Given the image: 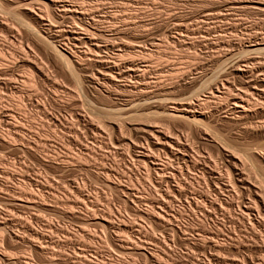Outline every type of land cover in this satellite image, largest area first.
Listing matches in <instances>:
<instances>
[{
  "label": "bare ground",
  "instance_id": "bare-ground-1",
  "mask_svg": "<svg viewBox=\"0 0 264 264\" xmlns=\"http://www.w3.org/2000/svg\"><path fill=\"white\" fill-rule=\"evenodd\" d=\"M200 1L204 2L205 5H209L211 11H202L201 19L198 18L199 21L195 20L196 28H192L187 24L184 25L181 18L176 14L172 17V14L170 15L169 13L168 17H172L171 21L163 16L162 20L166 19L168 21L166 28L163 32H157L153 30V26L154 23L161 21V19L148 18L149 22L139 27L136 18L131 16L132 14L118 15L120 12L117 14V11L115 12V9L113 10V7L104 0H19L16 6L6 9L8 13H13L20 26L25 28L27 39L32 46L28 50L22 47L15 49L12 47L14 50L10 52L9 48L11 46L9 47L8 45L7 53L9 50L12 55L7 56L5 47L2 45L0 47V77H14L16 68L26 67L29 70L26 80L36 85L38 83L35 84L37 79L41 83H45L46 79L48 81V72L50 70L53 73L55 72L56 77L64 75L67 81L69 80V83H71L69 85L70 87L72 85V87L69 91L67 90V95L81 96V93L84 94L86 101H83L82 97H80L79 102L82 104L84 102L88 103L90 106L89 111L87 109L84 110L85 113L77 112L76 116L74 115L75 119L72 120H66L64 117L65 120H61L59 117L55 116L56 118H54L47 114L46 123L48 124H45L48 126L51 121L71 128L99 127L101 123L103 127L121 128L125 123H129L136 127L135 129L138 132H142V138L146 139L145 141H150L152 148L158 150V153L151 152V149L148 151V148L143 145L140 139L132 140L129 145L133 151V160L138 161V163H144L146 166L148 165L147 170L148 174L151 175L150 179L157 180L155 181L156 183L154 182L156 184L155 188L153 184L147 186V194L151 195L153 199L154 197L157 198H155L156 202L152 204L155 210L151 208L143 212V215L154 222V224L156 223V225H162L166 228L169 224L167 223L169 221L167 211L176 202L193 208L194 214L193 216L191 215L190 219L188 217L189 220L187 219V221L195 227H207L206 229L214 231L217 227L219 229L222 228L221 226L224 227L225 222L231 224L230 230L227 229L223 232L225 228L221 229L222 234L218 233L219 231L216 232V230L215 233L207 230L213 235L207 234L208 238L210 236L209 240L204 238L203 235L205 234H201L196 228L199 232L191 243L193 244L192 248L194 247V250L199 251L198 255H195L196 253L194 255H181L180 258H176L177 261L183 264H264V237L260 241L261 232L257 234L258 231L256 230V226L264 230V218H262L264 216V178H262L264 176V147L260 143L257 144L258 142L246 144L243 141V144L246 145L243 148L240 147L241 145L237 146L241 149L233 147L228 141L229 144L223 141L224 138H221L220 134H218V129L213 126L214 123L212 124V122L217 120H223L237 125L240 130L251 137L264 136V56L253 54V52L257 51L256 53H258L260 50L264 52V28L256 24L261 20L262 26H264V0ZM124 11L122 12L124 13ZM235 13H239L240 16L247 14L257 15L259 21L254 22L257 27L252 28L251 24L247 25L243 35L239 37L236 32V26L234 27L238 22H233L230 29L235 30L234 40L229 41L228 39L225 41L223 39L224 43H216L212 47L211 45L203 44L204 46H201V48H194L193 50L195 51H193L191 59L188 58V62H184L186 64L182 65L183 67L178 61V57L171 53L167 56L169 52L166 54V51L170 45L172 47L180 45L183 49L184 46L187 47V45L193 43L192 39H195L194 44L200 43V41H207L208 39L211 40L212 33L215 32V28L218 26L215 22L219 20V23L225 19L228 20L230 15H235ZM152 24L153 26H151ZM148 25L150 26L147 27ZM3 27L6 28L8 36L15 37L18 35V32L12 30L8 25H3ZM218 36L223 37V33ZM215 42L214 40L212 41V43ZM194 44L193 46H195ZM189 47L185 49H190L191 47ZM179 63L180 65H178ZM176 77L185 86L193 84V88L195 87L194 91L188 94H182V92V95L176 93L177 91L174 87V82H176L174 78ZM23 82L27 83L22 79L21 85ZM10 87L12 90H20L19 87H15L13 84ZM95 98L100 100L102 98L107 101L98 103L94 101ZM20 104L21 106H26V102L23 99ZM80 106H84V104ZM6 114L2 110L0 111V118H5L4 120L7 124V127H0V143L10 148L11 142L15 141L16 138L19 140L20 135L27 130L24 131L25 127H15L6 118ZM94 115L100 116L101 120L99 119V121L101 123L99 122V125L95 126L91 122V118ZM85 117H89L91 121H87ZM162 127H187L193 129L194 137L200 138L202 144L214 145L217 150V159L209 158L211 155L207 157L202 154L201 151L204 150L202 146L205 145L200 144L194 150L193 144L189 145L187 143L189 142L188 138V140L185 137L183 139L180 134L166 131L168 129L164 130ZM99 135L103 136V138L101 137L103 140L106 138V135H102V133H99ZM124 136L118 137L117 142L126 143ZM95 150V147L87 145L78 155L83 157L91 156L94 155ZM110 151L107 153L112 152ZM34 153L32 154L36 155L37 158H42L39 153ZM105 153L103 152V155L100 153V155L104 156ZM97 154L99 156V152ZM65 165L62 164L61 166L66 169ZM7 166L12 167L11 169L14 168V171L16 168V171L19 172L18 174H20V171L23 173V167L22 164L10 163L3 154L0 155V174L11 175L13 179L18 180L21 190L18 193L12 187L3 184L8 196L15 197L16 193H18L17 196H20H16L19 200L16 199L15 202V198L6 201L8 203L10 201L11 209L19 211L21 209L29 210L32 207L47 208L48 206L44 207L41 203L42 196L30 187L31 184L29 182L34 180L26 177L25 181V178L21 179L22 177L10 174L7 171L9 168H5ZM189 167L192 170L188 169ZM185 168H187L186 172H184ZM102 178L103 181L108 182L106 177L102 176ZM45 182V184H48L49 180ZM45 184L41 185L43 190L47 191V185ZM108 185L111 184L108 183ZM51 187H53V184ZM112 187L117 189L115 190L116 192H125L126 190L130 195L133 192H131L130 186L126 187L124 184H120V181L119 183H114ZM157 190L162 192V194H159L162 197L158 198L157 192L159 193V191ZM74 193L75 197L71 199L69 205L77 208L86 205V207L84 206L86 208L85 212L80 216L78 215L82 219L78 222L82 221L80 226L84 227L87 225L90 227L93 225V229L94 227H105L109 231L117 227L118 234L120 232L121 234H130L132 232L130 222H127L122 215L121 220L123 222L121 221L118 226H114V222L110 217L96 218L95 212L97 209L93 201L91 202L92 204H87L89 200L79 188H76ZM62 194L64 195V193ZM52 195H55L54 197L59 200L58 192L55 193L54 191ZM137 201L140 203L141 199L137 198ZM62 204H66V202ZM213 212L221 213L222 215H220L223 217L227 213L230 216H227V214L225 220L221 218L219 220L218 215L215 214V217ZM6 214L0 212V264H35L33 262L35 258L32 260L34 256L27 255L24 250L17 249L18 245H25L24 243L26 242L30 250L40 255L42 259L39 260L41 262L45 260V263L49 262L50 264L67 262L68 260L65 257L68 255L66 253L71 249L75 251L73 254L69 253L70 257L72 255L69 259L74 264H130L132 260L129 262L124 255L128 256L130 254L131 256L134 253L137 256L146 257L153 264H169L168 262L170 261L171 251L168 248L161 247L162 245L159 246L154 241L153 246L150 247L147 244L136 242L134 239L129 240L127 237H121L122 234L120 237L112 238L113 249L119 252L117 253L119 255L111 253V248H109L108 254L106 252L105 254H100L98 253V244L101 246V243L99 241L96 242L98 239L91 237L88 232L84 234L86 241L92 246H96L97 243V251L92 252L89 248L90 246L86 247L87 245L84 247L78 246L77 242H71L68 238L69 236L63 234V232L59 233L61 234L60 237H54V233H58V231L50 223H43L40 226L43 227L42 230H39L31 220V218L37 219V217H29L30 220L28 222H24L22 219L23 222L21 221L20 223L16 217H10L16 215L8 216ZM214 217L217 219H213ZM166 229L169 231L170 228ZM232 229H236L239 235H237L238 233L234 234L235 230L232 232ZM174 230L181 232L184 229L177 224V229ZM242 231L245 234L241 233ZM248 231H252L249 236L251 237L252 234L251 238L254 241L251 242H255L260 249H256V251H263V253L252 251L251 247H256L249 242L251 239L246 234ZM216 233H218V236H216ZM203 239L208 241L206 242ZM184 240L188 241L187 238H184L183 242ZM84 244L88 243L85 242ZM91 254L94 257H91ZM122 255L123 258L121 257ZM163 259L165 260L163 261Z\"/></svg>",
  "mask_w": 264,
  "mask_h": 264
},
{
  "label": "rangeland",
  "instance_id": "rangeland-1",
  "mask_svg": "<svg viewBox=\"0 0 264 264\" xmlns=\"http://www.w3.org/2000/svg\"><path fill=\"white\" fill-rule=\"evenodd\" d=\"M17 1H19V0H0V45H1L0 47H2V45L5 47V52H6L7 56L12 55L10 52H11V50L13 52V50L15 48L22 47L23 49L28 50V48L32 46L27 39L25 28L20 26L18 20L13 16V13L11 14V13L7 12L8 8L14 7L18 4ZM104 1L106 3H109V5H111L113 7L112 9L113 10L115 9L114 10L115 12L117 11L116 12L117 14L120 12L118 15H124V14H128V13H129V15L132 14L131 16H134L136 18L137 24L139 25V27L141 25H145V23H148L149 22L148 20L151 17H153L155 20L161 19V21L159 20V22L154 23V26H153V24L151 25V26H153V30H155L157 32L158 31L163 32L166 28L168 21L166 19L162 20L163 16L167 17L168 20L171 21V18L173 17V15L176 14L179 18L182 19L181 21L183 22L184 25L187 24L192 28H196L195 27L196 26L195 20L196 19L198 20V18L201 19V15L203 12L211 11V9H210L211 7L209 5H205V3L201 2L200 0H104ZM41 9L43 10L42 6H41ZM122 11H124V13ZM125 12H127V13H125ZM169 13H170V15L172 14V17H168ZM256 16L254 14H249V15L247 14V15H241V16L239 13L238 14L235 13V15L232 14V15H230V19L228 18V20L227 19L223 20L222 21L223 23L222 22L218 23L219 20L217 22H215V24H218V26H216V28H215L216 33L215 32L212 33V36H211L212 39L211 40L208 39L207 41H202V42L200 41V43L197 42L199 45L196 43L197 44V46H196V44H194L195 39H192L193 43H191V41H190V43H191L190 45H187V47L184 46L185 48H188V46H190L192 49L190 47H189L190 49H185L184 47L182 49L180 45H175L173 47H172V45H170V46H168L170 49L169 48L167 49L166 54L169 52V54H167V56L170 55V53H171L174 56L178 57L179 58L178 61L181 63V66L182 65L184 66L188 62V60H189L188 58L191 59V57H192L191 55H192L193 51H195V50H193L194 48H196V47L201 48V46H204V45H208V46L211 45V47H212V45H214L216 43L217 44L218 43H224L223 42L224 40L225 41L228 39H229V41L234 40L233 38L235 37L234 36L235 30L230 29L233 22H236V21L238 22L237 24L234 25V27L236 26V30H237L236 32H237L239 37L243 35V32L245 30V27H247V25L251 24V26H253L252 28H256L257 25L259 24V26L264 28V26H262V21L260 20L261 21L260 22L258 20L259 17L257 16L258 17L257 18ZM220 20H222V19H220ZM258 21H259V23H256ZM254 22L257 25H255ZM228 23H230V24H228ZM2 24L8 25L9 27L12 28V30L17 31L18 35L15 37L8 36V34L6 32L7 30H6V28L3 27ZM213 24H211V25H213ZM219 24H220V26H219ZM149 26L150 25H148L147 27H149ZM222 33H223V37H219L218 35H220V34L222 35ZM230 33H233V34H230ZM213 40H214V42L215 41H217V42L212 43ZM207 42H209V43H207ZM193 44L195 46H193ZM8 45H9V47L10 46L11 47L9 48L10 52L8 50V53H7ZM256 52H253V54L256 56H258L259 54H261L259 56H264L263 50L258 51V53H256ZM259 52H261V53H259ZM184 62H186V63L184 64ZM180 63L178 65H180ZM51 72L52 71H50V70L48 72L49 73L48 81L46 79L45 83H41V81L37 79L35 84L37 82L38 83L36 85H33L30 82H28V80H26V78L29 75V70L26 67L16 68V71H15L16 74L14 77L13 76H8L6 78L0 77V107H2V108H0V111L2 110V112H5V114L7 113L6 118H8L9 122L14 124L15 127H23V128L25 127L24 131L27 130V131L23 132L24 134L22 133L20 135L19 140L16 138L15 141L11 142L10 148L6 147L5 145L0 143V155L3 154L4 157L10 161V163L12 162L13 164H16V165L22 164V167H23L22 172L23 173H21V171H20V174H18L19 172L16 171V168H15V171H14V168L11 169L12 167L10 168V166H7L5 168L6 169L9 168L7 171H9L10 174H14L15 176L20 177V178L22 177L21 179L25 178V181H26V177L33 179L34 180L33 182H29V184H31L30 185L31 189L33 191H35L36 193H39V195L42 196V197L40 196L42 198L41 203L43 204L44 207L48 206L47 208H49V209H47V208L39 209L38 207L37 208L32 207L29 210L21 209L19 211H15V210L13 211L11 209V206H10V201H9V203L6 201L8 199L11 200L14 198H15L14 202L16 201V199L19 200V198H16L19 191H21L19 183L17 182L18 180L13 179L11 177V175L0 174V212H3V214L7 213L8 216L16 215V216H10V217H13V218L16 217L17 221L20 223H21L22 219L24 222H26V221L28 222V220H30L29 217L30 218L32 216L37 217V219L31 218V220L35 224V227L39 228V230H42L43 227H40V226H42L43 223L44 224H45V222L50 223L52 226H54L55 230L58 231V233L57 232L54 233V237H56V238L60 237L61 234H59V233L63 232V234L69 236L68 238H69V240H71V242L72 241H75L73 243L77 242L76 244L78 246L79 245L83 246V247L86 245H87L86 247L90 246L89 248L92 252H94L95 250L97 251V248H96L97 243L96 242L99 241V243H101V246H99L100 244H98V248H99L98 253L105 254V252H106V254H108L109 251L111 250V253H114L115 255H119V254H117L119 252H117L116 250L113 249L114 246L112 244V238L113 237H120L123 234V233L121 234V232L119 234L117 233L118 232L117 227L112 228L111 229L112 231H109V229H107L105 227H100V228L94 227V229H93V225H91L90 227H88L87 225L82 227V226H80L82 224L81 223L82 221L80 223H78L79 220H82L79 216L85 212L86 205H83V207L85 206L84 208L82 206L80 208H77V207L72 206V205L70 206L69 202L71 201V199L73 197H75L74 191L76 190V188L77 189L79 188L80 190H82L83 193H85L84 195L89 200V202H87V204L91 203L93 201L94 205H96L95 208L98 210V211L96 210V212H95L97 215L96 218H98V217L99 218L110 217V218H112V221L114 222V226H116V225L118 226L121 224V221H122L121 215H122V217H124L127 222H130L129 224L132 226V232H130V234L124 233L121 237H127L129 240L134 239V241L147 244L150 247H152L154 242H156V244H158L159 246L162 245L161 247L168 248V250L171 251L170 261L168 262L169 264H183L182 262L177 261V259H176V258H180L181 255L182 256L187 255V254L194 255L195 253H196L195 255H198L197 253L199 251L196 249L194 250V247L192 248L193 244L191 243V241L194 239V237L196 236V234L199 231L201 234H205V235H203L204 238H207L209 240L212 233L213 232L215 233V230H216V232L219 231L218 233L222 234V231H221L222 228L223 229L225 228V230L223 232H225L227 229H229V230L231 229V224L229 222H225L224 227L221 226L222 227V228L220 227L221 229H219V227H217L218 230L216 228V229H214V231L213 230L210 231V230L206 229L207 227L206 228L203 227L204 229H206V230H204L202 227H199V226L195 227V226L191 225L190 223H188L187 219H188V217L190 219L191 215L193 216V214H194L193 208H191L190 206H188L186 204H185V206H186V208H185L184 205H180V204H178V202L171 205L172 209L170 208L169 209L170 211L169 210L167 211V217L169 220L167 223H169V224L167 225L166 228H168V229L170 228L169 231L165 228V226L163 227L162 225L161 226H159L158 224L156 225V223L154 224V222H152L147 217H145L143 215V212H145L151 208L152 209L154 208V210H155V207L154 206L152 207V204L156 202V200H155L156 197H154V199H153V197L151 195L147 194V190H148L147 186H151L153 184V187L155 188L156 187L155 181H157V180H155V179L151 180L150 179L151 175L148 174L149 172L147 170L148 165L146 166V164H144V163H141V162L138 163V161L133 160L134 159L133 158V151H132L131 146L129 144L131 143L132 140L134 141V140L140 139L143 142V145L148 148L147 149L148 151L151 149L150 150L151 152L154 151L155 154H157L158 150L153 149L151 146V142L145 141L146 139L142 138V132H140V131L138 132L137 129H135L136 127H133L132 124L125 123L124 126L121 128L120 127H112L111 128L109 126L103 127V125H101L102 123L99 121L100 116H98V115H94L93 117L91 116L92 121L90 120L89 117H88L89 119L87 117H85V118H87L86 119L87 121L90 120L92 123H94L93 125H95V126L99 125L101 123L99 125V127H73V128H71V127H67L64 125L61 126L60 123H58V122L53 123L52 121L50 122L49 126L46 125V124H48V123H46V115L47 114L49 116L50 115L53 116L54 118L59 117V119H61V120H65V119L66 120H68V119L72 120V119H75L77 112H80V113L84 112L85 113L84 110H87V109H88L87 111L90 110V106L86 102L83 103L84 106H86V107L80 106V105H83L81 102H79L80 97H82L81 99L83 101H86L84 94L81 93V96H78V95H74V96L71 95L70 96V94L67 95V92L72 87V85H71V87L69 85V84H71V83H69V80L67 81V78H65L64 75H58L56 77L55 72L54 73L53 72L51 73ZM22 79H24L27 82L26 84H25V82H23L25 86L23 85V83L21 85ZM177 79H178V77L174 78V80H176V82H174V84H175L174 87H175V90L177 91L176 93H178L180 95L182 92H183L182 94H188V93H191L194 91L193 89H195V87L193 88V84H187L185 86V84H182ZM5 82L10 84V85L13 84V85H15V87H19L20 90H17L15 88H14L15 90H12L10 85L8 86V84H6ZM181 84H182V86H181ZM20 85L22 88L23 87L24 88L22 89L20 87ZM23 91H24V93H23ZM31 95H32V97H31ZM22 99L26 102V106H21V104L19 105V103ZM104 100L105 99H102V98H101V100L98 98L94 99V101L98 102V103L99 102L104 103L107 101V100H105V101ZM74 103H76V104H74ZM2 119L0 118V127H7L6 121L4 120L5 118L3 120ZM212 124L215 128L218 129L219 133L216 131L215 128H213V130L215 129L214 131L217 132L218 134H220L222 139L224 138L226 140L225 141L223 139V141L224 142L228 141L230 143V145L231 144L233 145V147H237V146L241 145L240 147L243 148V146H246L245 144H243V142L246 144L250 143V142L252 144L253 143L255 144L258 142L257 144L260 143V145L264 147V145H262L264 143V136L251 137L250 135H247L242 130H240V128L237 125H234L230 122L228 123L227 121H223V120H217L216 122H212ZM235 126H237V127L235 128ZM162 128L164 130L168 129L166 131H172L176 134H180V137L183 139L188 138L189 140L188 139L187 140L189 142H187V141L186 142L189 145L193 144L192 146L194 147L193 148L194 150L200 144L205 145L206 147L202 146V147H204V150H205V151L204 150L201 151L202 154L207 156V157L209 155H211V156H209V158L213 157V159H217V150L214 147V145L206 144V143L202 144L201 143L202 141L200 138L194 137V130L193 129H189L187 127H174V128L162 127ZM234 129H235V131H234ZM236 129H239V130H236ZM98 132L102 133V135L103 134L106 135V138L103 140L102 139L103 136L99 135ZM242 132H243V134H241ZM77 134H78V136H77ZM176 134H175V136H176ZM21 136H22V138H21ZM94 136H96V137L94 138ZM122 136H124V138L126 139V143L128 145L126 143L122 144V143L117 142V138L118 137L120 138ZM250 137H251V139H250ZM73 138H75V139H73ZM230 138H231V140H230ZM235 139H238V140H235ZM101 140H102V142H101ZM232 140H233V142H231ZM44 143H45V145H44ZM87 145L90 147L91 146L95 147L96 148L95 151L99 152V156H97L98 152L96 153L95 151L93 153L94 155H91V156L83 157L81 155H78L81 153V150L83 148H85V146H87ZM240 147H237V148L241 149ZM109 151L111 153H107ZM203 151H204V153H203ZM34 152L39 153L42 158H40V159H39V157L37 158L36 155H34L35 154ZM103 152L104 153L106 152L107 154L105 153L104 156H101V155H103ZM32 153H34V154H32ZM100 153H101V155H100ZM77 155L79 158L77 157ZM80 157H82V158L80 159ZM68 160H69V162H68ZM81 160H83V161H81ZM62 164L63 165L66 164L65 165L66 169H64V167L61 166ZM66 166H68V167H66ZM145 166H146V168H145ZM188 169H190V167ZM190 170H192V169H190ZM186 171H187V168L184 169V172H186ZM191 172H194V171H191ZM106 173H109V174H106ZM102 176L104 178L106 177V180L108 182L103 181ZM110 178H111V180H110ZM262 178H264V176H262ZM46 180H49L50 184L49 183L45 184ZM119 181H120V184L122 183V185L124 184V186H126V187L130 186L129 188L131 189V192L133 191L131 193V195L129 192L127 193L126 190H125V192H118V191L116 192L115 191L117 189H115L112 186L114 183H117V182L119 183ZM14 183H15V185H14ZM108 183H110L111 185H108ZM3 184L8 185V186L12 187L13 189H15L16 191H18V193H16V196L15 197L14 196L13 197L8 196L4 190L5 188L3 187ZM27 184H28V181H27ZM41 184L47 185V191L43 190ZM52 184H53V187H51ZM140 184H142V185L140 186ZM17 185H18V187H17ZM49 190H51V191H49ZM54 191H55V193L58 192V194L60 196V197H58L59 200L54 197L56 194L54 196L52 195V194H54ZM70 191H72V192H70ZM157 191H159V190H157ZM47 192H48V194H47ZM61 192L64 193V195ZM160 192L161 191H159V193L157 192L158 198L162 197L161 195L159 196V194H162V192L161 193ZM71 194H72V196H71ZM65 196H67V197H65ZM17 197H20V196H17ZM213 197L215 198V196H213ZM137 198L141 199L140 203L137 201ZM66 200H68V201H66ZM105 201H107V202H105ZM55 202L58 204H56ZM65 202H66V204L68 203L67 206H66V204H62ZM55 207H57V208H55ZM87 207H88V205H87ZM59 208H61V209H59ZM177 208L179 209V211ZM187 208H188V210H187ZM183 209L186 210L185 211L186 214L184 213ZM189 210H190V212H189ZM109 211H111V212H109ZM180 212H182L183 214ZM191 212H192V214H191ZM215 214H217V213H214V216L216 217ZM220 214L221 213L217 214L218 219L221 218V219L225 220V217L228 213L226 215L223 213V215H225V217L221 216L222 214L221 215ZM227 216H230V215L228 214ZM215 217L213 219H217ZM20 218H21V220L19 221ZM262 218H264V216ZM46 219H48L49 221ZM221 219H219V220H221ZM177 224L179 227H181L184 230H181V232L174 230V229H177ZM226 225H227V227H225ZM210 226H211V224H210ZM256 227H257L256 230L258 231L257 234H259L261 232L260 233L261 237H259V239L261 241V239L264 237V230L263 229L261 230V227H259V226H256ZM83 228H84V230H83ZM95 228H96V230H95ZM200 228H201V230H200ZM207 230L212 232V233L208 232ZM234 230L232 229V232L234 231L233 232L234 234L238 233V231L236 232V229H234ZM114 231H115V233H114ZM86 232H88V234H90L91 237L98 239L95 242L96 246L95 245L92 246V244L90 245L89 242L86 241V238H85L86 236L84 235V234H86ZM166 232H168V233H166ZM248 232L246 234L248 237H250L249 235H250V233H252V231H248ZM209 233H210V236L208 238L207 236L209 235ZM218 233H216L217 234L216 236H218ZM241 233H244V232L242 231ZM220 234H219V237H220ZM57 235H59V236H57ZM92 235H94V236H92ZM237 235H239V233ZM251 237H252V234H251ZM251 237H250L251 240H249V239L248 240L250 243L254 244L252 246L256 247V248L251 247L252 251L254 250L253 252H255L256 249L260 250L257 247V245L255 244V242L254 243L251 242V241H254V239L252 240ZM184 238H187L188 241L184 240V242H183ZM217 239H219V238H217ZM134 241H132V242H134ZM204 241H206V240H204ZM85 242L88 244H84ZM24 244L25 245L21 244V246L18 245L17 249L18 250H20V249L24 250L25 252H27V255L34 256V257H32V260H33V258H35L33 260V262L35 264H38V263L39 264H48L49 263L47 261H46L47 263H45V260H44V262L42 261L43 262L42 263L40 261L42 259L40 257V255L38 253H36L35 251L30 250V247L28 246L27 242ZM244 247H246V246L244 245ZM109 248H111V249L109 250ZM258 250L256 252H260ZM74 251H75L74 249H71L68 253H66L68 255V256L65 255V256H67V257H65V258H67L66 260H68V261L70 260L69 258L72 257V255L70 257V254H73ZM261 252L263 253V251H261ZM91 257H94V256L91 254ZM121 257L123 258V255ZM124 257L127 258L129 260V262L132 260L131 261L132 263L130 262V264H134V263L135 264H153L152 262L147 260L146 257L137 256L135 253L131 256H130V254H128V256L124 255ZM135 259H137V260H135ZM66 260H64V261H66ZM164 260L165 259H163V261ZM174 260H175V262H174ZM68 261L64 262L63 264H65V263L66 264H74L71 260H70L71 262L70 261L68 262ZM13 264H15V263H13ZM85 264H87V263H85Z\"/></svg>",
  "mask_w": 264,
  "mask_h": 264
}]
</instances>
